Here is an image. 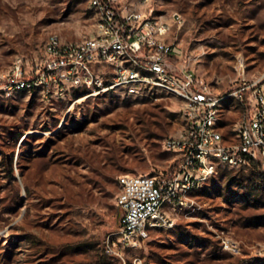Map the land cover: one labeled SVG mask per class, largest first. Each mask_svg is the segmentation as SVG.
Wrapping results in <instances>:
<instances>
[{"label":"rangeland","instance_id":"374dc122","mask_svg":"<svg viewBox=\"0 0 264 264\" xmlns=\"http://www.w3.org/2000/svg\"><path fill=\"white\" fill-rule=\"evenodd\" d=\"M170 25L182 66L218 94L264 83V0H122ZM89 0H0V71L43 55L51 32L95 33ZM180 19L175 21L173 14ZM178 98L157 92L68 88L63 94L0 88V264H264V168L218 164L168 209L138 247L119 242L121 174L160 175L179 155L164 140L181 124ZM219 126L235 142L241 110L222 104ZM231 241L238 252L224 247Z\"/></svg>","mask_w":264,"mask_h":264},{"label":"built area","instance_id":"2783aa9c","mask_svg":"<svg viewBox=\"0 0 264 264\" xmlns=\"http://www.w3.org/2000/svg\"><path fill=\"white\" fill-rule=\"evenodd\" d=\"M95 33L80 40L47 35L43 55L36 61L18 57L0 71V88L63 94L68 88L96 92L120 90L133 97L163 92L181 102V124L164 140L179 155L169 174H121L117 181L119 225L113 233L120 243L138 247L152 229L171 228L168 209L183 203L188 192L216 172L218 164L239 167L255 163L264 168V83H242L224 94L179 62L182 48L166 40L170 25L149 18L122 0H89ZM175 21L180 19L173 14ZM234 99L241 110L236 140L224 139L219 122L222 104ZM224 247L238 252L231 241Z\"/></svg>","mask_w":264,"mask_h":264}]
</instances>
